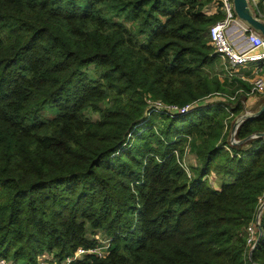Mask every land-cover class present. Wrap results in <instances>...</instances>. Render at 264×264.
Segmentation results:
<instances>
[{"label":"trees","instance_id":"16d2710c","mask_svg":"<svg viewBox=\"0 0 264 264\" xmlns=\"http://www.w3.org/2000/svg\"><path fill=\"white\" fill-rule=\"evenodd\" d=\"M213 4L0 0V260L65 264L100 235L105 256L68 264H264V209L250 258L247 244L264 138L229 144L249 89L214 71ZM147 100L202 106L146 117ZM255 133L264 112L236 138ZM213 173L231 182L214 189Z\"/></svg>","mask_w":264,"mask_h":264},{"label":"built area","instance_id":"2783aa9c","mask_svg":"<svg viewBox=\"0 0 264 264\" xmlns=\"http://www.w3.org/2000/svg\"><path fill=\"white\" fill-rule=\"evenodd\" d=\"M249 2L253 3L254 7L257 4L255 0H249ZM218 10L222 12L223 18L211 25L208 30L209 43L213 49V54L226 65L224 69L229 77L235 75L233 71H237L238 73L241 69L248 68V65H253L254 67L251 73L253 76L252 87L247 93V98L264 95V73H262V67L264 66V39L239 23L233 10L232 0H215L213 7L205 11V14L213 15L216 14ZM233 25L239 26L245 39L244 42L238 45H235L229 37V31ZM241 80H244V78H241ZM230 100H232V98H230ZM146 103V117L153 113L185 115L202 106L200 103H193L178 107L165 105L161 102L152 100H147ZM182 166L189 176L188 169L185 167L184 163H182ZM247 234V244L250 246V249L255 248L258 238V230L255 221L248 226ZM96 239L100 244L98 247L87 251L78 249L73 259L85 253L95 254L99 257L105 256L109 247V241L107 239L102 240L98 237H96ZM73 259H67L65 264H68ZM0 264L7 263L0 260ZM39 264L44 263L40 262Z\"/></svg>","mask_w":264,"mask_h":264},{"label":"water","instance_id":"95a60500","mask_svg":"<svg viewBox=\"0 0 264 264\" xmlns=\"http://www.w3.org/2000/svg\"><path fill=\"white\" fill-rule=\"evenodd\" d=\"M232 5L235 16L239 21V23H241L251 32L259 35L264 39V20L256 16L253 8L250 5L249 0H232ZM263 112H264V97L257 100L256 103L251 108L245 109L241 115L235 118L229 132V144L231 146H241L253 139L264 138V133H255L246 137L243 140H237L236 138L237 130L244 121L248 119L256 118ZM263 209H264V200L259 206L255 217V222L258 230V238L256 245L259 242L262 235V230L260 227V216ZM253 249L254 248L250 249L249 251L248 254L249 258L251 257Z\"/></svg>","mask_w":264,"mask_h":264},{"label":"rangeland","instance_id":"374dc122","mask_svg":"<svg viewBox=\"0 0 264 264\" xmlns=\"http://www.w3.org/2000/svg\"><path fill=\"white\" fill-rule=\"evenodd\" d=\"M250 5H251V2H250ZM225 66L226 65L223 64V62L221 60H219L218 67L216 66L214 68V71L218 72L220 74V78H224V74H227V72H225L226 70L225 71L223 70ZM251 66H253V65H248V67H251ZM221 70L223 71V73L221 72ZM87 73H88L89 76H93V69L92 68L89 69L87 71ZM233 73L235 75H237V76L239 74H241V73H237V71H233ZM262 73H264V66L262 67ZM227 78L232 79V78H235V76H233V77L232 76H230V77L228 76ZM247 80H248L247 82H245V81L244 82L242 81V82L245 84L246 88L250 89L252 87L253 76L251 75L250 77L247 78ZM256 97H257V100H259L262 97H264V95H257V96L251 97L250 99L251 100L252 99L255 100ZM212 100L213 101H219V96H214V98ZM43 115L45 117H47V118H51V117H53L54 112L46 110V111L43 112ZM93 118L96 119L97 117L93 116ZM183 163H184L185 167L188 169L189 176H191L192 175L191 174V169L194 166L197 165L195 157L192 154H190L189 152H186V154L184 156V162ZM208 181H209L210 186H212V188H214V189H219V187L223 183H230L231 182V180H228V179H226V178H224L222 176L216 175L214 173L208 176ZM97 237L101 238V239H104L100 235H98ZM51 260H52V257L50 255H48V254H44V255L40 256V259H39V261L41 263H44V264H48V261H51Z\"/></svg>","mask_w":264,"mask_h":264},{"label":"crops","instance_id":"0c3cea01","mask_svg":"<svg viewBox=\"0 0 264 264\" xmlns=\"http://www.w3.org/2000/svg\"><path fill=\"white\" fill-rule=\"evenodd\" d=\"M257 2V0H255ZM251 7L253 8V10L255 9L253 3H251ZM229 37L230 39L232 40V42L235 44V45H238L239 43L241 42H244L245 39H244V36H243V33L241 32L239 26H236V25H233V27L230 29L229 31ZM245 44V43H244ZM254 66H251V67H248L246 69H241L238 73H241L239 74L238 76L237 75H234L236 78L240 79L241 78H244L243 81L247 82V78L251 76V73H252V70ZM250 74V75H248ZM257 101V97L255 100H251L250 97L247 98V100L245 101L244 103V106L246 109L248 108H251Z\"/></svg>","mask_w":264,"mask_h":264}]
</instances>
